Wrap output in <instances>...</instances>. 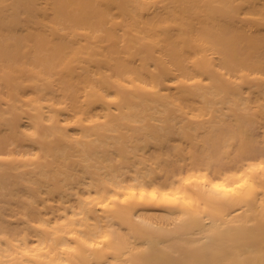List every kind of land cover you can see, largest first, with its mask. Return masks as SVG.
I'll use <instances>...</instances> for the list:
<instances>
[{
  "label": "bare ground",
  "instance_id": "1",
  "mask_svg": "<svg viewBox=\"0 0 264 264\" xmlns=\"http://www.w3.org/2000/svg\"><path fill=\"white\" fill-rule=\"evenodd\" d=\"M257 137L264 0H0V264H264Z\"/></svg>",
  "mask_w": 264,
  "mask_h": 264
},
{
  "label": "rangeland",
  "instance_id": "2",
  "mask_svg": "<svg viewBox=\"0 0 264 264\" xmlns=\"http://www.w3.org/2000/svg\"><path fill=\"white\" fill-rule=\"evenodd\" d=\"M249 150L250 152L253 151L259 153L264 157V143L262 142L261 137H257L255 141H253V143L250 144ZM187 151L188 149L184 152ZM241 153L242 151H241L240 140L236 139L231 149L223 148L219 152H214V151H210V149H207L201 152L200 156L198 157V162H199L198 165L200 166V168L203 169V171H208L212 175L217 174V172H224V173L229 172L238 165L237 161L238 158H240ZM165 157H166L165 164L171 163V165H168V169L173 171L172 173H174L175 175H178L181 171H184L187 168H189L188 167L189 164L191 167L192 164V159L189 157L187 153H186V157H184V159L180 161H178V158L173 154H171V157H167V156ZM184 164H186V167H181ZM185 174L186 173L184 172V175Z\"/></svg>",
  "mask_w": 264,
  "mask_h": 264
}]
</instances>
